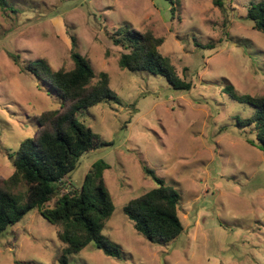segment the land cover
Here are the masks:
<instances>
[{
  "label": "rangeland",
  "instance_id": "374dc122",
  "mask_svg": "<svg viewBox=\"0 0 264 264\" xmlns=\"http://www.w3.org/2000/svg\"><path fill=\"white\" fill-rule=\"evenodd\" d=\"M1 1V182L14 174L11 156L34 138L38 116L61 106L10 54L70 71L75 37L77 51L97 76L109 75L122 102L78 113L99 141L112 145L85 153L70 175L78 190H94L103 178L115 205L103 235L122 256L108 257L91 244L69 263L264 264V154L249 143L255 129L236 123L254 109L231 96V88L239 96L264 95V34L246 18L248 4L264 0H225L226 13L213 0H173V6L166 0ZM120 26L163 39L160 52L195 88L175 91L162 76L121 69L125 50L109 35ZM96 165L105 168L96 172ZM144 166L181 195L184 232L169 244L147 240L123 211L157 187ZM15 193L25 195L24 187ZM59 232L39 211L30 212L0 236V264H59Z\"/></svg>",
  "mask_w": 264,
  "mask_h": 264
},
{
  "label": "trees",
  "instance_id": "16d2710c",
  "mask_svg": "<svg viewBox=\"0 0 264 264\" xmlns=\"http://www.w3.org/2000/svg\"><path fill=\"white\" fill-rule=\"evenodd\" d=\"M166 1L174 5L173 0ZM213 4L226 13L225 0H213ZM0 8L6 10L5 1L0 0ZM246 18L253 23L254 30L264 34V3L250 2ZM109 35L114 46L125 50L119 59L121 69L162 76L175 91L190 92L195 88L193 81L181 78L171 59L162 55L160 48L164 40L152 32L142 33L120 26ZM71 41L74 68L70 71H55L44 59L21 61L19 54H10L22 71L56 93L61 106L58 110L39 115L34 138L22 141L11 156L14 174L8 180L0 181V236L37 210L51 224L60 227L58 237L62 249L57 259L59 264H70V257L80 254L91 244L106 256L120 259V248L103 235L115 211L103 178L99 177L94 190L87 186L78 190L73 188L70 175L85 153L112 145L99 141L92 130L79 120L78 113L104 101L122 102L110 88L109 75L103 72L97 76L90 62L77 51L76 38L72 37ZM203 49H213V46ZM231 90L234 100L254 109L249 118H236V123L240 128L255 129L254 139L249 143L264 154V95L239 96L234 93V88ZM104 168L96 165L95 171L100 172ZM144 173L157 187L131 200L124 207V214L147 240L169 244L184 232L178 214L181 195L147 166H144ZM68 184L72 189L64 193L63 189ZM18 186L24 187L25 195L15 193ZM24 200L25 204H21Z\"/></svg>",
  "mask_w": 264,
  "mask_h": 264
}]
</instances>
